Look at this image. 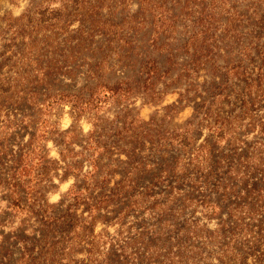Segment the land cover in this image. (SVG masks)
I'll use <instances>...</instances> for the list:
<instances>
[{"label":"rangeland","instance_id":"rangeland-1","mask_svg":"<svg viewBox=\"0 0 264 264\" xmlns=\"http://www.w3.org/2000/svg\"><path fill=\"white\" fill-rule=\"evenodd\" d=\"M0 264H264V0H0Z\"/></svg>","mask_w":264,"mask_h":264},{"label":"trees","instance_id":"trees-1","mask_svg":"<svg viewBox=\"0 0 264 264\" xmlns=\"http://www.w3.org/2000/svg\"><path fill=\"white\" fill-rule=\"evenodd\" d=\"M45 141V140H44ZM183 142H185V138L183 139V141H180V143L181 144H184ZM43 149H41V151H42ZM15 169V171H17V172H20L19 171V169H17V168H14ZM38 176V175H37ZM39 182V181H38ZM41 182V181H40ZM24 190V189H23ZM18 191H20L21 193H22V187H21V189H20V187H19V190ZM263 224V223H262ZM245 229L244 228H241L240 229V231H244Z\"/></svg>","mask_w":264,"mask_h":264}]
</instances>
